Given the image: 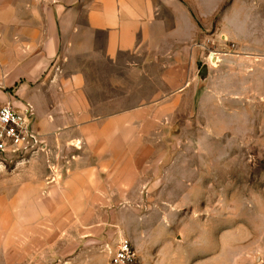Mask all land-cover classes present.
Masks as SVG:
<instances>
[{
  "label": "rangeland",
  "instance_id": "374dc122",
  "mask_svg": "<svg viewBox=\"0 0 264 264\" xmlns=\"http://www.w3.org/2000/svg\"><path fill=\"white\" fill-rule=\"evenodd\" d=\"M203 13L207 80L157 99L138 146L109 147L104 169L76 145L0 155V264H109L123 238L138 264H264V0ZM75 166H101L91 194Z\"/></svg>",
  "mask_w": 264,
  "mask_h": 264
},
{
  "label": "crops",
  "instance_id": "0c3cea01",
  "mask_svg": "<svg viewBox=\"0 0 264 264\" xmlns=\"http://www.w3.org/2000/svg\"><path fill=\"white\" fill-rule=\"evenodd\" d=\"M214 15L203 0H0V106L29 107L48 153L76 145L84 163L94 148L104 169L109 147L139 145L157 99L203 86L201 34ZM102 173L69 171L84 194Z\"/></svg>",
  "mask_w": 264,
  "mask_h": 264
},
{
  "label": "built area",
  "instance_id": "2783aa9c",
  "mask_svg": "<svg viewBox=\"0 0 264 264\" xmlns=\"http://www.w3.org/2000/svg\"><path fill=\"white\" fill-rule=\"evenodd\" d=\"M31 109L17 111L9 105L0 106V155L38 152L44 145L41 136L31 125ZM109 264H138L130 241L121 239L112 253Z\"/></svg>",
  "mask_w": 264,
  "mask_h": 264
},
{
  "label": "water",
  "instance_id": "95a60500",
  "mask_svg": "<svg viewBox=\"0 0 264 264\" xmlns=\"http://www.w3.org/2000/svg\"><path fill=\"white\" fill-rule=\"evenodd\" d=\"M198 78L201 82H206L207 80V66H203L198 72Z\"/></svg>",
  "mask_w": 264,
  "mask_h": 264
},
{
  "label": "bare ground",
  "instance_id": "6f19581e",
  "mask_svg": "<svg viewBox=\"0 0 264 264\" xmlns=\"http://www.w3.org/2000/svg\"><path fill=\"white\" fill-rule=\"evenodd\" d=\"M211 58L214 60V62H216L217 59L215 57L212 56ZM212 59H210V60H212Z\"/></svg>",
  "mask_w": 264,
  "mask_h": 264
}]
</instances>
